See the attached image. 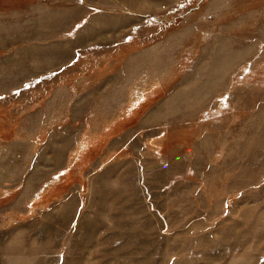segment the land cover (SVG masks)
I'll return each instance as SVG.
<instances>
[{
  "label": "rangeland",
  "instance_id": "rangeland-1",
  "mask_svg": "<svg viewBox=\"0 0 264 264\" xmlns=\"http://www.w3.org/2000/svg\"><path fill=\"white\" fill-rule=\"evenodd\" d=\"M0 264H264V0H0Z\"/></svg>",
  "mask_w": 264,
  "mask_h": 264
}]
</instances>
